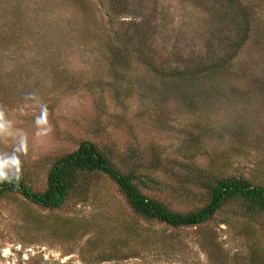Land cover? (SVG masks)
Here are the masks:
<instances>
[{
    "label": "rangeland",
    "instance_id": "rangeland-1",
    "mask_svg": "<svg viewBox=\"0 0 264 264\" xmlns=\"http://www.w3.org/2000/svg\"><path fill=\"white\" fill-rule=\"evenodd\" d=\"M237 1L247 28L230 30L225 0H0V173L42 192L51 165L90 142L121 172L130 152L264 187V0ZM217 56L233 59L168 81ZM155 177L167 189L145 197L202 206L204 192ZM0 264H264V229L236 208L192 228L150 223L97 176L60 210L3 196Z\"/></svg>",
    "mask_w": 264,
    "mask_h": 264
},
{
    "label": "trees",
    "instance_id": "trees-1",
    "mask_svg": "<svg viewBox=\"0 0 264 264\" xmlns=\"http://www.w3.org/2000/svg\"><path fill=\"white\" fill-rule=\"evenodd\" d=\"M223 1V0H219ZM223 19L226 26L247 28L244 18L246 9L237 0H225ZM221 4V3H219ZM236 9L242 12L239 19L234 16ZM231 26V27H230ZM244 38H239L238 47ZM233 56L227 59L214 57L197 62V66L187 69L185 73L176 72L168 78L175 83L192 81L200 77L213 76L219 70L226 68ZM205 61V62H204ZM166 78L167 76L164 75ZM167 80V79H166ZM96 144L81 143L77 149L57 159L48 169L45 179V189L35 192L28 185L26 178L18 171L0 173V199L7 195H20L26 201L50 211L60 210L69 200L85 198L88 195L91 182L97 176L110 180L125 199L132 213L150 223L164 225L172 229L192 228L203 225L223 210L236 208L238 216L256 221L264 229V187L254 186L239 177H216L195 165L186 163H171L166 167L153 158L146 166L139 165L134 160L133 153H126L121 160L127 168L121 172L112 164L114 156ZM137 163V164H136ZM162 171L169 177L176 178L180 191L189 192L191 189L204 192L202 206L194 211L180 213L170 208L163 201H155L142 194V190L161 192L167 187L160 186L155 174ZM190 195L193 196L189 192Z\"/></svg>",
    "mask_w": 264,
    "mask_h": 264
},
{
    "label": "clouds",
    "instance_id": "clouds-1",
    "mask_svg": "<svg viewBox=\"0 0 264 264\" xmlns=\"http://www.w3.org/2000/svg\"><path fill=\"white\" fill-rule=\"evenodd\" d=\"M7 177H0V180H6Z\"/></svg>",
    "mask_w": 264,
    "mask_h": 264
}]
</instances>
